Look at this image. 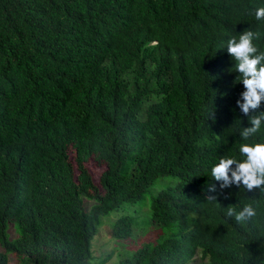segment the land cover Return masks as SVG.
Listing matches in <instances>:
<instances>
[{
    "label": "trees",
    "instance_id": "obj_1",
    "mask_svg": "<svg viewBox=\"0 0 264 264\" xmlns=\"http://www.w3.org/2000/svg\"><path fill=\"white\" fill-rule=\"evenodd\" d=\"M260 7L0 0V264L10 255L15 264H105L102 217L113 216L109 234L120 238L136 205L165 233L117 253V264H186L196 250L199 264H264V187L221 189L211 174L221 157L244 159L242 143H264V123L241 135L264 99L243 112L246 88L227 50L251 30L264 52ZM88 159L103 163L96 183ZM164 175L173 183L146 195ZM245 204L255 217L227 215Z\"/></svg>",
    "mask_w": 264,
    "mask_h": 264
},
{
    "label": "clouds",
    "instance_id": "obj_2",
    "mask_svg": "<svg viewBox=\"0 0 264 264\" xmlns=\"http://www.w3.org/2000/svg\"><path fill=\"white\" fill-rule=\"evenodd\" d=\"M254 14L257 20H264V7L257 8ZM256 38V33L245 30L239 34L238 38L232 37L228 40V53L236 61L234 70L241 74L238 79L243 81L246 88V91L242 94L244 103L240 105L245 114L250 109L258 108L261 100L264 99V52H258L253 43ZM262 123H264V113L251 117V127L245 128L241 133L243 139L247 141L252 134L259 131ZM239 152L244 159L238 160L233 156H225L221 157L218 163L212 167L211 174L213 178L222 182L220 188L224 189L233 184L237 186L243 184L248 191H252L264 187V143H242L239 146ZM211 191H215V188L213 187ZM215 198L210 197V199ZM227 215H234L237 222L243 223L256 216V209L252 204H245L239 211L229 206ZM134 223L132 222L129 225V233L122 235L120 238H125L131 233ZM111 226L108 228V234ZM162 237L163 235H160L153 242H146L145 240L139 242L140 240H138L137 248L143 245L153 246L160 242ZM108 246L110 250V244ZM200 261L199 253L196 250L188 258L186 264H199Z\"/></svg>",
    "mask_w": 264,
    "mask_h": 264
},
{
    "label": "rangeland",
    "instance_id": "obj_3",
    "mask_svg": "<svg viewBox=\"0 0 264 264\" xmlns=\"http://www.w3.org/2000/svg\"><path fill=\"white\" fill-rule=\"evenodd\" d=\"M86 165H87L86 166L87 169L91 173L94 182L96 183L97 176L99 172L103 169L102 167L103 163L97 162L93 159L92 160L88 159L86 161ZM161 178L154 180L153 184L150 187H148V191L146 192V195H149V191L153 192L157 186L165 185V184L170 185L173 183V176L171 175H164ZM135 207L139 211L137 215V221L132 225L131 233L125 238H115L110 236L107 231L114 218L113 216L102 217V224L99 229L100 232L98 235V242H96V245L105 241H107V244L109 245L108 240L110 238L112 239V245L109 250V252L110 251L112 252V256L110 257V259L106 261L105 264H117V259H118L117 253L121 252V254H125V253L129 254L135 247L138 246L139 242L143 240H145L146 242H153L156 238H158L160 235L165 233L164 230H160L156 224L152 223L150 219H148L146 208H142L140 210L141 205H136ZM131 208L134 209V207ZM121 211L122 210L119 209V212ZM11 225L12 224H9L8 226ZM10 231L11 230L9 229L8 232ZM138 240L140 241L138 242ZM99 250L100 249L95 250L92 248L93 253H95L97 257H102V255L98 253ZM14 261H15L14 257L10 255L9 264H15Z\"/></svg>",
    "mask_w": 264,
    "mask_h": 264
}]
</instances>
